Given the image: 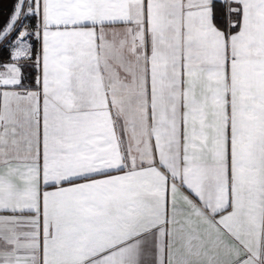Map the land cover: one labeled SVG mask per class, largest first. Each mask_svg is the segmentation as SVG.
<instances>
[{
  "label": "snow or ice",
  "instance_id": "obj_1",
  "mask_svg": "<svg viewBox=\"0 0 264 264\" xmlns=\"http://www.w3.org/2000/svg\"><path fill=\"white\" fill-rule=\"evenodd\" d=\"M0 264H264V0H0Z\"/></svg>",
  "mask_w": 264,
  "mask_h": 264
},
{
  "label": "flooded vegetation",
  "instance_id": "obj_2",
  "mask_svg": "<svg viewBox=\"0 0 264 264\" xmlns=\"http://www.w3.org/2000/svg\"><path fill=\"white\" fill-rule=\"evenodd\" d=\"M9 6L10 5L8 3H5V11H7V9H8Z\"/></svg>",
  "mask_w": 264,
  "mask_h": 264
}]
</instances>
